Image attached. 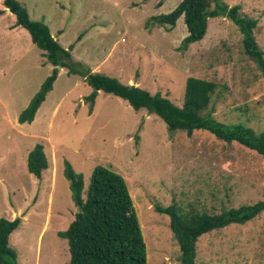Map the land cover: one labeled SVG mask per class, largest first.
Here are the masks:
<instances>
[{
	"label": "rangeland",
	"instance_id": "1",
	"mask_svg": "<svg viewBox=\"0 0 264 264\" xmlns=\"http://www.w3.org/2000/svg\"><path fill=\"white\" fill-rule=\"evenodd\" d=\"M32 19L45 22L71 53L31 122L19 113L53 66L28 31L0 14V217L21 218L9 237L18 264H68L66 238L58 235L74 218L64 175L68 161L83 179V195L96 165L126 181L146 246V264H183L167 214L218 213L264 200V159L204 130L187 136L169 131L146 109L99 90L93 109L84 79L96 71L183 102L186 78L217 84L214 117L264 132V78L242 46L238 27L223 15L208 20L205 36L187 49L180 16L168 30L151 16L168 13L180 0H19ZM257 20L254 36L264 57V0H225ZM0 8L5 9L2 0ZM72 45V46H71ZM71 48V49H70ZM70 70V72H68ZM44 146L48 167L40 178L27 170L28 152ZM193 264H264V210L244 223L213 229L195 242Z\"/></svg>",
	"mask_w": 264,
	"mask_h": 264
},
{
	"label": "trees",
	"instance_id": "2",
	"mask_svg": "<svg viewBox=\"0 0 264 264\" xmlns=\"http://www.w3.org/2000/svg\"><path fill=\"white\" fill-rule=\"evenodd\" d=\"M2 4L15 17L12 27L25 28L32 43L43 50L46 60L53 66L50 75L19 113V122H31L52 89L58 74L56 67L68 66L71 53L52 36L45 22L30 17L26 6L19 0H2ZM2 12L4 9L0 8V14ZM219 15L238 27L245 54L255 61L264 78V57L253 34L257 20L243 15L239 5H228L225 0H180L168 13L153 15L150 19L170 30L183 16L187 34L179 48L187 49L191 43L205 36L208 20ZM84 74L85 81L92 88L84 97L90 111L101 90L126 100L136 110L144 108L148 113L158 115L169 131L183 130L190 136L195 130H204L226 144L236 143L264 159V132H256L241 123L226 124L214 117L212 99L217 84L213 81L187 77L183 102L177 105L159 93L152 94L136 84L121 82L110 75L96 71ZM26 165L30 173L41 177L48 167L43 144L36 143L28 152ZM63 172L77 207L67 228L58 232L68 242V264H146V246L125 179L109 167L96 165L84 196L82 175L75 172L68 161L64 162ZM154 208L169 216V226L177 239L182 263L193 264L195 242L200 235L253 219L264 210V200L224 208L212 214L205 211L182 213L174 205L164 206L160 203L155 204ZM20 223L19 216L13 219L0 217V264H18L17 252L9 244V237Z\"/></svg>",
	"mask_w": 264,
	"mask_h": 264
},
{
	"label": "water",
	"instance_id": "3",
	"mask_svg": "<svg viewBox=\"0 0 264 264\" xmlns=\"http://www.w3.org/2000/svg\"><path fill=\"white\" fill-rule=\"evenodd\" d=\"M6 10H7V11H9V9H8V8H6ZM57 67H58V69H59V68H61V66H59V65H58ZM79 210H81V208H80Z\"/></svg>",
	"mask_w": 264,
	"mask_h": 264
},
{
	"label": "crops",
	"instance_id": "4",
	"mask_svg": "<svg viewBox=\"0 0 264 264\" xmlns=\"http://www.w3.org/2000/svg\"><path fill=\"white\" fill-rule=\"evenodd\" d=\"M4 8H5V7H4ZM1 9H2V8H1ZM4 11H7L6 8L4 9ZM7 12H9V11H7ZM129 83H130V81H129Z\"/></svg>",
	"mask_w": 264,
	"mask_h": 264
}]
</instances>
